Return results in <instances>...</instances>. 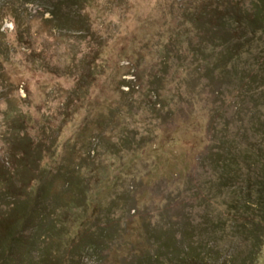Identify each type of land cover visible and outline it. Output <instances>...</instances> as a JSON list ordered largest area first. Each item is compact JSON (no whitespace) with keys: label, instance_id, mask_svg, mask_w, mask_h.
Returning <instances> with one entry per match:
<instances>
[{"label":"rangeland","instance_id":"1","mask_svg":"<svg viewBox=\"0 0 264 264\" xmlns=\"http://www.w3.org/2000/svg\"><path fill=\"white\" fill-rule=\"evenodd\" d=\"M173 1L94 0L80 13L83 25L58 31L45 0H0V158L9 153V111L28 120L23 140L43 154L48 218L25 230L34 264H52L46 246L63 264H184L186 255L221 264L239 240L230 226L221 238V224L212 225L225 220L226 197L210 187L206 161L221 81L208 86L190 68H172L178 51L165 45L178 25L168 14ZM160 75L167 115L144 90ZM6 207L0 200V212ZM57 218L66 231L47 238ZM238 248L243 256L245 245ZM254 264H264V245Z\"/></svg>","mask_w":264,"mask_h":264},{"label":"trees","instance_id":"2","mask_svg":"<svg viewBox=\"0 0 264 264\" xmlns=\"http://www.w3.org/2000/svg\"><path fill=\"white\" fill-rule=\"evenodd\" d=\"M93 1L45 0L43 9L49 16L48 22L59 31L73 20L74 24L83 25L80 13ZM129 1L130 5L134 4L133 0ZM171 3L168 14L178 18V25L165 45L170 52L178 51L172 68L180 72L190 68L208 86L210 82L221 81V92L219 87L213 88L214 94L221 96V116L216 114L210 121L213 138L206 161L213 174L210 187L226 197L222 201L225 220L213 221L212 225L218 228L221 224V238L230 226V233L239 239L229 246L221 264H254L264 245V0H174ZM169 56L163 59L168 60ZM167 68L164 62L165 73ZM156 78L144 90L153 97L152 109L162 112L168 106L159 93L165 76ZM230 106L234 110L229 118L225 110ZM244 115L247 116L244 121L237 122ZM4 116L12 133L5 138L9 147L7 159L0 158V200L7 205L1 211L6 216H0V264H34L35 244L26 237L25 230L30 221H37V226L48 215L40 195L45 173L37 170L43 154L37 142L33 146L23 140L30 128L25 117L14 118L10 111ZM217 121L220 127L216 126ZM33 180L37 186L31 184ZM27 204L30 208L22 210ZM75 205L72 203V207ZM203 218L209 220L207 214ZM57 220L46 225L47 238L54 239L66 231L61 220ZM240 244L246 248L243 256H240ZM43 252L52 264H63L51 257L50 247L46 246ZM185 258L184 264H195L197 260L187 255Z\"/></svg>","mask_w":264,"mask_h":264}]
</instances>
